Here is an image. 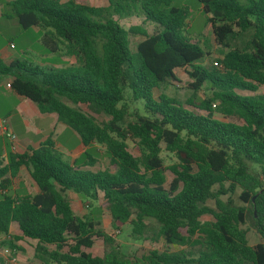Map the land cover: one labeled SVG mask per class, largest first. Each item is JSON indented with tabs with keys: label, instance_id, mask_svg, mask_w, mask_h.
Masks as SVG:
<instances>
[{
	"label": "trees",
	"instance_id": "16d2710c",
	"mask_svg": "<svg viewBox=\"0 0 264 264\" xmlns=\"http://www.w3.org/2000/svg\"><path fill=\"white\" fill-rule=\"evenodd\" d=\"M104 1L103 8L79 0L9 4L21 30L40 28L45 47L56 52L63 46L74 63L42 69L0 61V77L41 114H55L86 150L64 161L48 138L35 150L8 154L0 168V237L9 238L12 251L17 242H34V257L43 264H264V95L255 94L264 86V0H197L221 49L211 68L199 64L209 55L205 40L186 34L188 10L173 7L174 0ZM110 13L141 23L125 29ZM131 37L140 38L134 52ZM178 70L191 79L184 102L161 92L177 81ZM126 91L140 109L130 110ZM128 141L140 148L139 157L129 153ZM161 145L175 159L168 168ZM96 148L104 150L110 169L85 171L97 161ZM22 168L35 195L7 190ZM166 171L173 176L168 188ZM237 187L249 209L220 199ZM67 192L101 199L111 222L129 224L135 238L153 220L155 240L179 250L148 252L141 263L126 260L98 221L75 214ZM205 215L213 220L202 221ZM248 217L262 239L254 247L241 228ZM95 241L108 252L92 255Z\"/></svg>",
	"mask_w": 264,
	"mask_h": 264
},
{
	"label": "rangeland",
	"instance_id": "374dc122",
	"mask_svg": "<svg viewBox=\"0 0 264 264\" xmlns=\"http://www.w3.org/2000/svg\"><path fill=\"white\" fill-rule=\"evenodd\" d=\"M79 2L85 3L92 7H100L103 8L106 6V2L104 0H79ZM173 7L176 8H186L188 10V18L186 25V34L190 37H199L205 40L202 48L209 54L204 57V59L199 63L205 68H211L215 64V60L221 58L220 51L221 49L215 45L213 42V37L211 34V29L209 24L206 22V16L201 11L200 5L197 0H174ZM107 17H111L114 19L120 26L125 29H128L131 26L139 25L141 23V18L135 17L133 15L130 16H117L114 13H110ZM147 31L152 33V27L147 26ZM8 37V38H7ZM15 34H9L6 36L5 43L8 41H14L15 45L19 46L20 42H16ZM140 40L139 37H131L130 41V51H135V45ZM177 81L171 82L170 85L162 87L161 92L165 93L179 102H184L187 98H189L192 94L191 90L188 89V84L191 82V79L184 72V70L176 71ZM160 91H154V97L156 98L159 95ZM243 95H253V93L242 92ZM255 94L264 95V86L259 87ZM197 98H203L205 93L200 91L196 94ZM125 98L128 102V106L130 110L140 109L138 104H132L129 102V93L125 92ZM85 110V107H81ZM92 115L97 121H106L107 118L104 116ZM161 158L163 159V163L165 168L173 165L175 163L174 157L172 155L166 153L164 151V145H161ZM128 151L133 157H139L140 148L133 142L128 141ZM64 161H69V156L65 153H61ZM97 161L92 168L84 169L85 171H102L105 169H110L109 160L107 155L105 154L103 149H100L95 156ZM83 162V160H82ZM81 162V163H82ZM81 163H79L81 165ZM25 175L26 182H30L29 177L27 176L26 171H23ZM167 184L166 188L169 186V182L172 180L173 176L169 171H166ZM17 194H26L32 195L33 190H14ZM67 198L71 202L72 208L76 215L78 216H86L94 221L99 222V229L107 236H109L114 243V246L117 247L119 253L126 259L131 262L141 263V257L143 255L148 254L151 251L158 252H177L179 250L178 247L167 245L162 239L155 240V236L158 231V225L153 220H146L147 230L145 234L141 238H135L131 235V226L129 224H125L123 226L117 227L111 222L110 216L108 212L105 210L102 200L100 199L98 202H93L89 200H85L80 198L78 195L74 193L67 192ZM241 196V188L235 190L233 194L227 196H220V199L226 201L229 199L234 203V205L238 207H245L249 209V204H245L240 199ZM206 205L209 208H214V201H207ZM202 221H212V217L209 215H205L202 218ZM241 228L246 232V238L248 245L251 247L256 246L257 244L262 242L261 236L258 234L257 229L254 227V224L250 217L246 219L244 225ZM8 237H0V264H5L7 259L6 250H10L8 246ZM32 243L30 241L24 240L21 242L15 243V246L18 247V250L12 251L13 257L15 258V264H43L39 260L34 257V252L32 249ZM108 248L104 247L101 241H95L94 246L92 247L90 253L95 256H101L105 252H108ZM189 249H185L187 252ZM11 252V250H10Z\"/></svg>",
	"mask_w": 264,
	"mask_h": 264
},
{
	"label": "crops",
	"instance_id": "0c3cea01",
	"mask_svg": "<svg viewBox=\"0 0 264 264\" xmlns=\"http://www.w3.org/2000/svg\"><path fill=\"white\" fill-rule=\"evenodd\" d=\"M13 1L0 0V61L4 64L25 61L42 69H61L73 64V59L65 55L63 46L58 45L56 52H50L45 47L42 40L45 32L40 28L21 30L17 20L11 15L9 4ZM58 1L65 3L68 0ZM12 33L16 35V42L21 43L19 46L15 45L14 41L5 43L6 36ZM9 83L7 77H0V120H6L8 128L16 137V148L12 154L35 150L49 138L59 153L63 152L69 156L70 162L78 160L86 149L77 134L59 123L55 114H41L34 103L18 96ZM10 147L11 144L0 134V168L7 165ZM96 149L100 151V148ZM23 171H26L29 177L26 169H20L15 178L9 179L7 190L15 193L17 192L14 190H33L32 195H35L38 189L30 177V182H26ZM10 233H16L13 227ZM31 243L34 245V242Z\"/></svg>",
	"mask_w": 264,
	"mask_h": 264
},
{
	"label": "built area",
	"instance_id": "2783aa9c",
	"mask_svg": "<svg viewBox=\"0 0 264 264\" xmlns=\"http://www.w3.org/2000/svg\"><path fill=\"white\" fill-rule=\"evenodd\" d=\"M12 47V46H11ZM214 65H217L216 63ZM9 87V85H7ZM0 134L2 137H4L10 144V151L11 153L15 152V142H16V137L15 135L11 132V130L8 128L6 120H0ZM5 253L7 254V259L5 264H15L16 260L13 257V252L11 250H6Z\"/></svg>",
	"mask_w": 264,
	"mask_h": 264
},
{
	"label": "water",
	"instance_id": "95a60500",
	"mask_svg": "<svg viewBox=\"0 0 264 264\" xmlns=\"http://www.w3.org/2000/svg\"><path fill=\"white\" fill-rule=\"evenodd\" d=\"M254 200V198L252 199V201Z\"/></svg>",
	"mask_w": 264,
	"mask_h": 264
}]
</instances>
